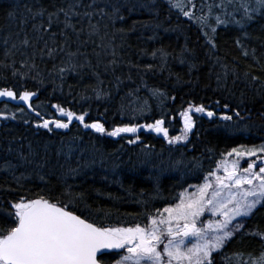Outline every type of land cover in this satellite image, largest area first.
<instances>
[{"label":"snow or ice","instance_id":"1","mask_svg":"<svg viewBox=\"0 0 264 264\" xmlns=\"http://www.w3.org/2000/svg\"><path fill=\"white\" fill-rule=\"evenodd\" d=\"M168 3L184 17L198 22L210 49L217 47L215 35L218 28L236 27L247 37L248 27L256 20L264 19V0H201L199 16L195 12V0H168ZM0 9L4 11L6 21L5 26H0V67L12 69L14 77L32 79L40 84L44 83L45 76L52 78L53 82L59 80L61 84L70 75L79 79L91 76L95 82L90 83L85 91L90 90L97 100L110 97L113 88L119 91L125 84V79L117 75L120 68H139V65L124 61L118 50L123 43H116L118 36L124 40L137 30V21L130 25L126 23L128 16L142 9L154 11L151 0H0ZM142 26L149 27L146 23ZM154 27L158 28L159 24ZM236 44H241L239 38ZM151 55L163 61L168 53L161 48ZM244 55L248 53L245 51ZM145 68L151 70L152 65ZM109 73L113 80L108 82L110 87L105 88L101 76ZM127 79L131 80V76ZM141 82L149 88L143 77ZM223 82L218 74V86ZM257 82L260 89H264V81L257 76H252L249 83L254 86ZM149 90L152 97L163 99L165 96L159 89ZM139 91L137 86L122 97V101L132 100V104L122 102L121 111L131 109L141 114L147 111V101L132 99ZM37 96V91L0 89V99L23 102L27 106V111L25 107L17 110L24 116L23 123L36 129L35 134L41 130L49 134H54L55 130L67 132L76 121L83 129L100 136H127L129 145L140 142L138 134L141 130L163 136L170 146L186 144L196 124L194 113L209 120L217 116L203 104H189L178 113L182 123L181 135H169L163 114L152 123H126L109 130L98 120L87 122V111L77 113L60 104L51 105L57 118H48L39 110L40 105H33V98ZM223 107L228 109L229 105ZM28 113H33V118L30 119ZM233 116L243 119L240 111L233 110L232 115L218 117L231 124L224 123L219 127L230 135L246 131L247 126L241 128ZM260 116L264 118V111ZM0 120L15 121L17 115L0 113ZM80 139L59 140L54 149L52 141L42 143L37 140L35 146L32 142L27 145L26 153L23 151L25 146L21 145V150H17L13 158L17 163L4 157L0 172L11 177L10 181L6 179V184L15 183L17 187L0 186L3 191L23 189V181L28 178L27 166H32V172L42 181L45 176L41 170H58L61 191L59 195H52L50 190L48 195H19L7 200V207L0 202V264H216L218 257L224 264H264V229L257 226L255 230H246L244 223V218L251 217L258 206H264V144H241L221 153L222 158L203 177V183L191 185L195 189L192 192L181 191L176 203L152 211L146 207L147 202L137 201L145 205V223L112 225L77 214L70 207L83 203L85 193L75 191L69 180L87 176L97 166L105 173L109 171L105 167L108 162L100 150L94 145L82 146L78 143ZM6 151L12 152L13 149L9 147ZM141 151L139 164H150L152 153ZM245 160L247 164L242 166ZM181 163L177 160L170 166L175 168ZM110 167L116 174L121 164L113 162ZM18 169L24 171L16 175ZM132 170L135 171V165ZM52 174L56 175V172ZM102 178L107 180V174ZM155 180L158 196L159 177ZM206 213L208 218L202 219ZM215 217L219 219H213ZM245 235L260 242L258 255L227 251L230 242Z\"/></svg>","mask_w":264,"mask_h":264},{"label":"trees","instance_id":"2","mask_svg":"<svg viewBox=\"0 0 264 264\" xmlns=\"http://www.w3.org/2000/svg\"><path fill=\"white\" fill-rule=\"evenodd\" d=\"M151 2L154 11L142 9L128 16L126 23L130 25L137 21V30L131 32L124 40L119 36L116 39L117 45L123 43V47L118 50L124 61L139 65V68L129 69L127 66L120 68L117 75L125 79V84L120 86L119 91L113 88L110 97L97 100L90 90L85 91L90 83L95 82L91 76L79 79L70 75L63 84L59 80L53 82L52 78L45 76L44 83L40 84L32 79L22 80L14 77L12 69L0 67V89L11 88L17 92L25 89L37 91L38 96L33 98L32 103L34 106L40 105L39 110L46 113L48 118H57L56 110L51 105L60 104L77 113L87 111L89 113L86 117L87 122L98 120L110 130L114 126L126 123H152L163 114L169 135L176 136L181 134V131L177 130L181 123L178 113L189 104H203L208 110L217 113L212 120L194 113L196 124L186 144L170 146L163 136L141 130L138 134L140 142L129 145L127 136L123 138L100 136L92 130L83 129L76 121L67 132L55 130L54 134H49L41 130L39 134H35L36 129L30 124H24V116L17 110L18 107H25L27 111V106L23 105V102L0 100V113L17 115L15 121L0 120V166L4 163V157L17 163L13 158L16 151L21 150V145L25 146L23 151L26 153L30 142L35 146L37 140L42 143L50 140L54 149L59 140L67 141L73 137L81 138L78 143L84 147L94 145L106 160L110 157V162L107 161L105 165L109 168L107 173L97 166L87 176L69 180L75 191L85 193L83 203L70 207L77 214L103 224L122 225L137 221L145 223V205L137 201L147 202L146 207L152 211L176 203L181 191L187 189L190 191L191 185L203 183V177L214 169L216 162L222 158L221 153L241 144L247 146L264 144V118L260 116V112L264 111V89H260L258 82L254 86L249 83L252 76L264 81V19H258L248 27L247 37L236 27L218 28L215 35L217 47L210 49L198 22L189 20L177 9L170 8L168 0ZM195 3L197 5L195 12L199 16L201 0H195ZM145 23L149 25L148 28L142 26ZM157 24L159 27H154ZM5 25L4 11L0 9V26ZM238 38L241 40L239 46L236 44ZM161 48L168 53L166 60L163 61L151 55L153 51ZM245 51L248 53L247 56L244 55ZM146 65H152V69L147 70ZM48 68H51V64ZM100 71L103 72V66ZM246 73L248 75H245ZM218 74L224 81L220 86L217 83ZM129 75L131 80L127 79ZM141 77L149 88L163 92L164 98L152 97L149 88L143 86ZM101 78L105 80L104 87H110L108 82L113 80L112 75L109 73L102 75ZM137 86L140 87V91L132 99L147 101V111L143 114L131 109L121 111L122 102L132 104V100L122 101V97ZM172 97L175 99H171ZM225 104L229 105L228 109L223 107ZM233 110L240 111L243 117L240 119L233 116L234 121L241 128L247 126V130L230 135L219 125L231 122H222L218 117L222 114L232 115ZM33 116V113H28L30 119ZM32 123H35L34 119ZM145 145L150 147L145 148ZM9 147L13 149L12 152L6 151ZM142 149L143 152H151L152 156L156 150L160 152L162 158L157 160L158 156H153L150 164L141 166L138 162L139 156L133 153L121 155L123 150ZM211 154L215 155L214 163L209 167H203L201 164L204 156ZM75 155L78 156L79 153ZM52 160L55 163L54 155ZM177 160L182 163L178 167H171L170 165ZM113 162L121 164L116 174L111 171L110 166ZM134 165L135 171L132 170ZM187 166H190L192 174L184 172ZM27 167L28 178L23 181V189L16 192L0 189V202H4L5 207L7 200L23 194L48 195L50 190L52 195H59L61 183L57 180L58 170L48 168L41 170L47 181L45 183L32 172V166ZM23 171L24 169H18L16 175ZM162 171L175 174L176 183L170 178L160 177ZM53 172H56V175H53ZM105 174L108 176L107 180L102 178ZM157 176L158 196L155 180ZM6 179L10 181L11 177H6L5 173L0 172V186L17 187L15 183L6 184ZM244 223L246 230H255L257 226L264 229V206H258L251 217L244 218ZM260 250L258 239L247 235L242 239L238 236L227 245L228 252L242 251L246 254L252 253L253 256L258 255ZM216 264H224V261L218 257Z\"/></svg>","mask_w":264,"mask_h":264},{"label":"bare ground","instance_id":"3","mask_svg":"<svg viewBox=\"0 0 264 264\" xmlns=\"http://www.w3.org/2000/svg\"><path fill=\"white\" fill-rule=\"evenodd\" d=\"M127 153H130V154H132L133 153V155L135 154V155H137V156H141L142 155V151H140V150H123L122 152H121V155L122 156H125V155H127ZM158 153V154H157ZM153 156H158L156 159L157 160H159L160 158H162V156H160V152H158V151H154V153H153ZM152 156V157H153ZM205 158H204V161H203V163L201 164L203 167H209V166H211L213 163H214V161H215V155H213V154H211V156H204ZM110 157H108L107 158V161L108 162H110V159H109ZM184 172H186V173H188V174H192V171L190 170V166H187V167H185V169H184ZM160 177H167V178H170L171 180H172V182L173 183H176V181H177V179L175 178V174H173V173H171L170 171H162V172H160Z\"/></svg>","mask_w":264,"mask_h":264},{"label":"rangeland","instance_id":"4","mask_svg":"<svg viewBox=\"0 0 264 264\" xmlns=\"http://www.w3.org/2000/svg\"><path fill=\"white\" fill-rule=\"evenodd\" d=\"M0 100H3V99H0ZM180 121H181V119H180ZM181 127H182V123H180V128L178 127V129H177V128H176V129L179 131V130H181ZM180 133H181V132H180ZM180 135H181V134H180ZM229 159H232V158H229ZM246 164H247V160H245V161L242 162V166H246ZM190 189H192V190H191V191H188V189H187V191H188V192H192V191L195 190V189L192 188V187H190ZM207 218H208V214L206 213V214H205V217H203L202 219H207ZM213 219H219V217H215V218H213Z\"/></svg>","mask_w":264,"mask_h":264}]
</instances>
